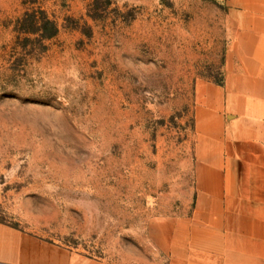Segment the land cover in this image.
Instances as JSON below:
<instances>
[{"label": "rangeland", "instance_id": "obj_1", "mask_svg": "<svg viewBox=\"0 0 264 264\" xmlns=\"http://www.w3.org/2000/svg\"><path fill=\"white\" fill-rule=\"evenodd\" d=\"M34 9L44 45L20 31ZM253 68L264 104V0H0V223L37 239L0 264H172L201 84L229 127Z\"/></svg>", "mask_w": 264, "mask_h": 264}, {"label": "crops", "instance_id": "obj_2", "mask_svg": "<svg viewBox=\"0 0 264 264\" xmlns=\"http://www.w3.org/2000/svg\"><path fill=\"white\" fill-rule=\"evenodd\" d=\"M257 73L253 68L250 74ZM237 80L229 127L221 97L201 84L193 212L171 225L172 236L167 226L165 240H157L172 253V264H264V104L259 93L248 92L259 80ZM30 240L37 239L0 223V262L24 261Z\"/></svg>", "mask_w": 264, "mask_h": 264}, {"label": "trees", "instance_id": "obj_3", "mask_svg": "<svg viewBox=\"0 0 264 264\" xmlns=\"http://www.w3.org/2000/svg\"><path fill=\"white\" fill-rule=\"evenodd\" d=\"M20 31L28 34L39 35L41 45H44L45 40L56 36L58 28L42 9H34L25 13V16L20 22ZM223 85V82H219Z\"/></svg>", "mask_w": 264, "mask_h": 264}]
</instances>
